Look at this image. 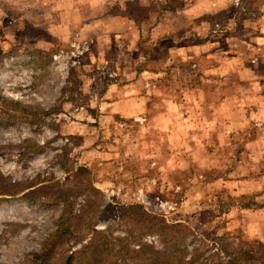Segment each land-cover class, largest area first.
Segmentation results:
<instances>
[{"label": "rangeland", "instance_id": "1", "mask_svg": "<svg viewBox=\"0 0 264 264\" xmlns=\"http://www.w3.org/2000/svg\"><path fill=\"white\" fill-rule=\"evenodd\" d=\"M262 24L264 0H0V264H35L61 218L52 264H264ZM150 79L146 120L108 113L112 86ZM49 184L65 210L28 203ZM121 206L189 231L165 241Z\"/></svg>", "mask_w": 264, "mask_h": 264}, {"label": "crops", "instance_id": "2", "mask_svg": "<svg viewBox=\"0 0 264 264\" xmlns=\"http://www.w3.org/2000/svg\"><path fill=\"white\" fill-rule=\"evenodd\" d=\"M213 2V0H211ZM211 11H213V8L211 9ZM206 12H208V9H206ZM117 18V17H114ZM118 20L122 21V22H126L124 23V29L128 28L127 26H129L131 29H134L133 27V22L130 20H124V19H119ZM126 26V27H125ZM135 32V30H133V33ZM256 39H258V45L255 44L254 48H258V58L254 59L255 62L253 64L256 63V61H258V64H263L264 63V24L261 25V30H260V34L256 36ZM232 52V51H229ZM235 52L237 53V49L235 50ZM256 54V53H255ZM224 68H226L225 66H223ZM254 67V66H251ZM248 68L246 66L240 68V70L238 71L241 77L242 81H248L251 80L250 78H253L255 73L254 70L256 69L254 68ZM145 73L148 72H144L142 73V75H145ZM161 73V72H158ZM227 74V73H225ZM156 76V74H155ZM258 89L261 91H263V93L261 92L260 94H258V106H260V110L258 111V116L263 117L264 116V75H262L260 72H258ZM262 88V89H261ZM153 90H152V82L151 79L150 81H137V84L135 83H131V84H125V85H121V86H112L109 89L108 94L106 95V100L104 102V104L106 105V107L108 108V113L112 114L114 116H120L121 118H127V117H131L134 119H141V120H146V118L141 117L140 115L142 113H144L145 111H148V108L150 107V102H151V94H152ZM201 95H199L200 98ZM227 99L223 100L222 107H229L231 106V102L234 101V98H230L229 96L227 97ZM242 98L238 97L237 101L238 105L237 106H241L242 104H239V102H241ZM162 102H164L165 105V111L163 113H161V117H164V120H170V117L168 118V115H171V118L175 119V125L177 124L178 121V115L173 114L172 112L168 113V106H169V110H172L173 108L171 107H175L174 106V102L170 101V100H165L162 99ZM236 102V103H237ZM235 103V102H233ZM202 104V103H201ZM230 104V105H229ZM207 108V106H206ZM167 122V121H166ZM174 124V123H173ZM172 124V125H173ZM174 125V126H175ZM173 126V128H174ZM171 128V127H170Z\"/></svg>", "mask_w": 264, "mask_h": 264}, {"label": "trees", "instance_id": "3", "mask_svg": "<svg viewBox=\"0 0 264 264\" xmlns=\"http://www.w3.org/2000/svg\"><path fill=\"white\" fill-rule=\"evenodd\" d=\"M38 191H44L47 195H50L52 197L51 202L53 204H60V205L62 204L63 210H65L70 205L69 203H67L68 199L65 197L67 192L69 191L58 184H49L41 188L35 189L31 193H28V196L26 197V199L28 200V203H31L33 195L37 193ZM121 209L126 214H135L139 219V223L149 222L148 231L151 233L157 234L158 236L162 238H166L167 240L165 241H170L174 239L175 241L173 243H175L180 238V236L177 235V233L185 234L187 231H189V228L185 225L169 224L164 220L155 218L151 214L147 213L143 209L142 206H121ZM69 221L70 219H65V218L60 219L59 221L60 224L57 226L54 236L52 238H47L41 250H39L33 255L32 261L35 264H52V261L54 260V254H55L57 247L59 246L60 243L64 241L66 235L70 231ZM181 229H184V230H181ZM185 252H187L186 249L177 248L175 250V253L171 252L168 254H164V255H167V256H164V258H161L160 256L157 259L148 258L146 259V261L148 262V264H187V262L183 260V253ZM134 253H144V249H142L141 251H134ZM73 257H75V253H72L69 259H72ZM232 263L240 264L239 261H235V260L232 261ZM100 264H101V261H100ZM102 264H105V263H102ZM127 264H134V263L132 261L131 263L128 262ZM135 264H138V263H135Z\"/></svg>", "mask_w": 264, "mask_h": 264}]
</instances>
